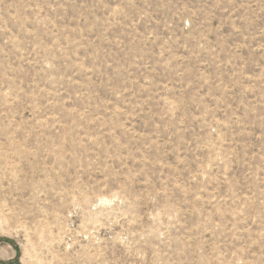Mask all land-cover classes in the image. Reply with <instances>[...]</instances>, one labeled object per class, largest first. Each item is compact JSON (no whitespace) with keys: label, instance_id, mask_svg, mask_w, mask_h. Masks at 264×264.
I'll return each instance as SVG.
<instances>
[{"label":"rangeland","instance_id":"374dc122","mask_svg":"<svg viewBox=\"0 0 264 264\" xmlns=\"http://www.w3.org/2000/svg\"><path fill=\"white\" fill-rule=\"evenodd\" d=\"M0 264H264V0H0Z\"/></svg>","mask_w":264,"mask_h":264}]
</instances>
